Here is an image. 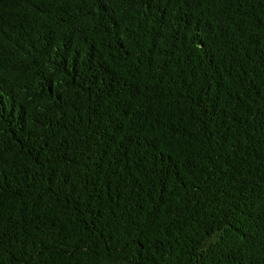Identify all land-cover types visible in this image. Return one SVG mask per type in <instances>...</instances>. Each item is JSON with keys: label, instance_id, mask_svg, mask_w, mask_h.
Here are the masks:
<instances>
[{"label": "trees", "instance_id": "trees-1", "mask_svg": "<svg viewBox=\"0 0 264 264\" xmlns=\"http://www.w3.org/2000/svg\"><path fill=\"white\" fill-rule=\"evenodd\" d=\"M0 264H264V0H0Z\"/></svg>", "mask_w": 264, "mask_h": 264}]
</instances>
